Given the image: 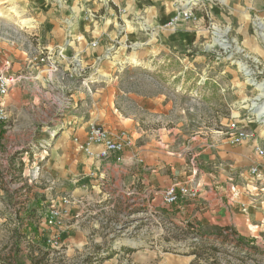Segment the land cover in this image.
<instances>
[{
  "label": "rangeland",
  "instance_id": "rangeland-1",
  "mask_svg": "<svg viewBox=\"0 0 264 264\" xmlns=\"http://www.w3.org/2000/svg\"><path fill=\"white\" fill-rule=\"evenodd\" d=\"M187 8L191 20L166 26ZM261 21L264 0H0V64L22 67L72 42L60 69L49 72L34 60L35 77L4 98L0 264H264V222L247 223L243 233L205 230L196 221L178 222L160 202L157 212L134 218L115 180L102 185L100 200L83 187L85 199L72 197L62 224L47 223L52 205L72 196L55 165L86 155L74 137L84 139L88 123L110 112L126 121L116 131L132 135L136 154L162 170L199 177L232 166L236 196L261 199L264 155L255 152L256 144L264 148ZM95 39L100 44L91 47ZM78 53L87 65L81 77L68 65ZM242 132L249 137L235 140ZM254 163L259 177L250 173Z\"/></svg>",
  "mask_w": 264,
  "mask_h": 264
},
{
  "label": "crops",
  "instance_id": "crops-1",
  "mask_svg": "<svg viewBox=\"0 0 264 264\" xmlns=\"http://www.w3.org/2000/svg\"><path fill=\"white\" fill-rule=\"evenodd\" d=\"M133 6L131 3L130 7L133 8ZM75 50L82 52L79 48ZM24 65L26 66V63L22 67ZM22 67L14 65L13 71H19ZM30 71L33 76L37 74L31 68L28 69V73ZM41 76L42 74L38 72L39 80ZM96 121L113 132H117L118 128L126 125V121H122V118L115 116L113 112L99 115ZM85 127L86 125L82 126V130ZM83 135L86 136V131H83ZM158 164L155 159L146 160L138 156L133 148H130L118 161L115 158L97 161L84 155L78 161L74 160L67 165H55L54 172L58 177L70 180L71 183L66 188H70L71 197L76 202L85 193L83 187L88 193L90 190V193L95 195L94 198L98 197L100 200L98 191L103 189L102 185L105 182L111 180H115V183L119 182L121 201L124 206H128L134 212V218H140L141 210L149 213L157 212L158 202H160L161 206L166 209L165 212L178 222L196 221L199 227L205 230L233 228L243 233L244 230L247 231V223L264 222V204H260L264 196H261V199L258 198L259 203L257 204L255 202L258 200L254 201L246 194L238 197L231 191V188L235 186L232 182L234 176L231 173L236 170L235 167H228L230 172L227 171L225 174H204L198 177L194 172L179 175L173 166L162 170ZM243 176L240 177L239 183L244 185L246 182ZM193 182L198 183L199 189V194L195 198L184 195L177 203L168 205L158 194L160 190L172 185L185 183L190 185ZM84 199L81 197L80 200ZM253 206H257L256 209H251ZM70 213H72L71 210ZM76 227L77 224L70 225V228ZM75 232L73 230L70 233ZM69 237L73 238L72 235Z\"/></svg>",
  "mask_w": 264,
  "mask_h": 264
},
{
  "label": "built area",
  "instance_id": "built-area-1",
  "mask_svg": "<svg viewBox=\"0 0 264 264\" xmlns=\"http://www.w3.org/2000/svg\"><path fill=\"white\" fill-rule=\"evenodd\" d=\"M123 11H125V9ZM192 11L193 8H187L178 12L170 19L166 26L174 27L180 21L191 20V18H193ZM86 18L89 19L88 16ZM99 44V40L95 39L91 41L90 46L97 47ZM69 47H72V42L69 43L68 48ZM68 48L59 47L53 52H51L50 49H45V51H42L41 53V58L36 56L32 58L31 62L39 58V61L48 65L49 72H55L57 69H60L58 63L69 58L65 52V49ZM108 51H110L109 48ZM109 55L110 54L107 56L108 58L111 57ZM99 58L101 59L103 57ZM31 62H28L26 66L24 65L25 68H23V66L19 71H13L15 63L11 60H5L3 64H0V123H6L9 119L4 98L9 95L15 85H19L20 83L35 77L31 72L28 73V69L31 68ZM68 65L72 67L71 70L73 75L79 77L86 75L87 65H84L83 57L80 53L74 54L70 57ZM90 82L88 78L83 80L86 87H89ZM66 100L69 104L70 101H72L70 97ZM247 137H249V134L242 132L239 134V138L235 140L238 141ZM74 144L78 150L83 151L89 158L97 161L109 160L112 158H115L118 161L127 149L135 146L134 139L128 131L120 130L113 132L96 122L88 123L85 138L81 139L79 136H75ZM255 152L258 156H263L264 148L261 145L256 144ZM250 173L253 176L259 177L260 164L254 163L250 168ZM232 191L234 194H238L236 186L232 187ZM158 194L161 195L165 204L172 205L177 203L181 199V196L184 195L191 198L197 197L199 194L198 183L193 182L190 185L186 183L172 185L164 190H160ZM72 201L73 198L71 196H66L62 198L61 205L53 204L47 217V223L49 225L62 224L64 215ZM51 241L52 240H50V242ZM52 242L53 244L57 243L56 241Z\"/></svg>",
  "mask_w": 264,
  "mask_h": 264
},
{
  "label": "bare ground",
  "instance_id": "bare-ground-1",
  "mask_svg": "<svg viewBox=\"0 0 264 264\" xmlns=\"http://www.w3.org/2000/svg\"><path fill=\"white\" fill-rule=\"evenodd\" d=\"M189 2V1H188ZM2 15H5L4 13H2ZM30 21V20H29ZM22 23H24V24H27L28 23V20L27 19H23L22 20ZM260 25H262V27H264V22L263 21H261L260 22ZM139 45V44H138Z\"/></svg>",
  "mask_w": 264,
  "mask_h": 264
}]
</instances>
